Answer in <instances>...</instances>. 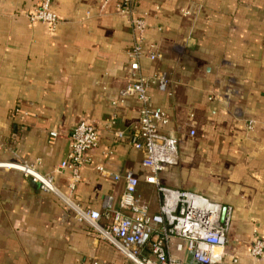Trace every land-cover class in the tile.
Here are the masks:
<instances>
[{
	"label": "crops",
	"instance_id": "crops-1",
	"mask_svg": "<svg viewBox=\"0 0 264 264\" xmlns=\"http://www.w3.org/2000/svg\"><path fill=\"white\" fill-rule=\"evenodd\" d=\"M50 1L59 16L54 31L27 18L39 0H0V140L8 147L0 148V160L15 150L66 191L70 171L60 165L73 127L86 121L99 143L79 170L74 199L102 211L111 196L118 207L123 181L105 177L96 169L101 165L131 172L142 202L158 212L143 150L130 142L141 103L135 96L113 103L129 80V17L118 13L120 0ZM187 6L192 13L183 15ZM142 12L145 47L154 44L160 57L141 59L139 73L167 72L173 92L149 88L151 104L168 116L162 131L177 139V164L165 166L161 182L230 206L226 256L264 264V256H248L253 239L264 234V0H136L134 16ZM177 255L196 264L188 252ZM91 258L123 261L57 195L19 171L0 170V264Z\"/></svg>",
	"mask_w": 264,
	"mask_h": 264
},
{
	"label": "built area",
	"instance_id": "built-area-1",
	"mask_svg": "<svg viewBox=\"0 0 264 264\" xmlns=\"http://www.w3.org/2000/svg\"><path fill=\"white\" fill-rule=\"evenodd\" d=\"M135 2L120 0L117 4L118 13L129 17L133 42L129 51V80L113 103H123L128 96H135L141 103L130 142L143 150L142 165L148 172L145 181L152 184L159 195L158 212L151 213L142 202L137 192L138 180L131 172L112 173L101 165H96V169L105 177L123 181L118 207L113 206L111 196L104 198L102 211L84 207L74 199L79 170L91 161L88 152L99 143L97 129L86 121H80L73 127L66 160L60 165L70 171L66 191L57 187L53 174L39 172L34 163L21 158L12 149L8 159L0 160V170L19 171L38 183L42 191L57 195L78 222L87 224L97 238L106 241L122 255L120 264H183L177 255L181 252H188L196 264H239L237 255L226 256L225 253L231 207L192 190L169 187L161 182L160 173L165 166L177 164V139L162 131V126L168 123V116L151 104L149 88L155 87L168 96L173 92L167 72L157 71L147 77L139 73L140 60L154 61L160 57V52L154 44L145 47L147 12L134 16ZM181 12L183 15L191 14V6L181 9ZM27 18L32 23L46 24L51 31L59 23V16L52 9L50 0H39L37 6L27 12ZM254 124L252 119L246 122L248 129ZM261 124L264 127V121ZM56 136V132H50L51 139ZM117 136L122 137L123 133L118 131ZM0 148L8 147L0 140ZM223 208L225 211L221 218ZM248 256L253 259L264 256V234L253 239L248 247ZM81 264L114 263L91 258Z\"/></svg>",
	"mask_w": 264,
	"mask_h": 264
},
{
	"label": "water",
	"instance_id": "water-1",
	"mask_svg": "<svg viewBox=\"0 0 264 264\" xmlns=\"http://www.w3.org/2000/svg\"><path fill=\"white\" fill-rule=\"evenodd\" d=\"M224 211H225V208H223V210H222L221 218H223V216H224Z\"/></svg>",
	"mask_w": 264,
	"mask_h": 264
}]
</instances>
